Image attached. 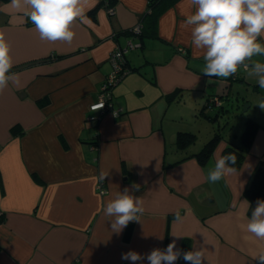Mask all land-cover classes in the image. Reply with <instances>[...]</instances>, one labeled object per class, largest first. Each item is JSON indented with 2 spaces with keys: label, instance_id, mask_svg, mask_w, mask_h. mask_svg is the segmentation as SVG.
<instances>
[{
  "label": "crops",
  "instance_id": "obj_1",
  "mask_svg": "<svg viewBox=\"0 0 264 264\" xmlns=\"http://www.w3.org/2000/svg\"><path fill=\"white\" fill-rule=\"evenodd\" d=\"M110 1L87 0L66 43L42 41L23 9L0 0V31L11 46L10 73L17 81L0 92V264H133L122 254L146 256L173 240L174 251H181L174 264H191L182 255L186 240L187 251H205L202 264H258L264 240L246 231L251 216L244 190L264 161V89L258 75H249L264 56L247 60L249 69L239 68L238 75L209 77L203 50L192 44V26L183 23L196 10L190 0L167 8L157 36L143 37L125 30L140 22L148 0ZM129 38L128 72L112 93L122 113L90 111L112 69V51ZM258 42L264 44V33ZM214 96L220 103L243 97L259 126L236 173L210 183L208 172L227 142L217 143L204 163L189 155L217 127L198 114ZM91 113L100 117L89 119ZM202 118L208 125L200 135ZM180 131L194 132L195 141L181 148ZM125 188L144 207L140 221L130 222L128 239V225L114 233V217L103 211Z\"/></svg>",
  "mask_w": 264,
  "mask_h": 264
},
{
  "label": "clouds",
  "instance_id": "obj_2",
  "mask_svg": "<svg viewBox=\"0 0 264 264\" xmlns=\"http://www.w3.org/2000/svg\"><path fill=\"white\" fill-rule=\"evenodd\" d=\"M87 0H11L12 7L23 9L24 15L32 22L42 41H63L71 43L74 39L73 23L84 18V6ZM195 6L194 14H190L183 22L185 27L192 26L191 37L195 48L203 50L205 66L203 74L209 77L228 78L237 73L243 65L249 69L246 60L254 56H264V44L258 37L264 33V0H190ZM10 44L0 31V92L10 81H16V75L10 73L13 67ZM258 75V85L264 89V63L254 61L249 75ZM15 77V79H14ZM264 109V101L259 102ZM236 156L229 153L216 161L209 170L207 180L216 183L225 177L234 175ZM103 179V176L101 177ZM136 191L139 186H134ZM125 188L122 194L109 201L104 207V215L114 217L111 229L119 234L130 222L140 221L144 213L143 201L129 195ZM176 219L180 220L179 212ZM246 231L260 240H264V200H258ZM176 249V240L169 243L166 249H154L146 256L129 251L123 253L121 259L135 264L145 258L149 264H174L181 256ZM183 259L191 264H202L207 258L203 249L183 252ZM258 264H264V252L256 257Z\"/></svg>",
  "mask_w": 264,
  "mask_h": 264
},
{
  "label": "trees",
  "instance_id": "obj_3",
  "mask_svg": "<svg viewBox=\"0 0 264 264\" xmlns=\"http://www.w3.org/2000/svg\"><path fill=\"white\" fill-rule=\"evenodd\" d=\"M177 1L178 0H148V9L139 22L141 25L140 30L136 31L134 27H131L126 29L125 33L128 36L133 37L157 36V23L159 16ZM238 74L239 72H237V75ZM221 96L223 97V95ZM225 98L229 99V95L226 94ZM232 98L231 101L227 103L221 102L219 105L207 102V104H204L200 108L198 114H202L208 120L216 122L217 127L204 144L199 149L194 150V152L192 151L189 156L196 157L200 162L204 163L210 158L211 152L216 147L217 143L224 140L227 142V146L223 149V156H226L229 153L235 154L237 158L236 164L231 166L235 168L241 166L245 157V152L249 148L250 141L259 126V122L249 115L245 116L242 131L237 132L235 130L233 118L238 115H244L245 112L242 110L244 98H240L239 96ZM239 100L241 102H239ZM42 102L44 101H41V103ZM16 129L17 127H14L13 131ZM195 139L196 134L194 132L180 131L177 136V144L181 148H186L189 144H192ZM244 195L249 201L248 214L251 216V212L254 210L256 202L258 200H264V161H260L255 168L250 183L244 190ZM131 232L132 224L129 223L125 230V238L128 239ZM188 243V240L184 241L182 247L183 252L187 251Z\"/></svg>",
  "mask_w": 264,
  "mask_h": 264
},
{
  "label": "built area",
  "instance_id": "obj_4",
  "mask_svg": "<svg viewBox=\"0 0 264 264\" xmlns=\"http://www.w3.org/2000/svg\"><path fill=\"white\" fill-rule=\"evenodd\" d=\"M107 5L111 4L110 0H103ZM114 9L110 7V12L113 13ZM140 23H138L136 26H134L136 31L140 30ZM133 40L129 38L127 40L126 47L117 45L114 50L111 53V62H112V69L107 74L106 78L104 79L98 98L96 101L92 102L89 106L90 111L99 110L100 114L111 111L114 116H119L122 113V109L120 108H114L113 107V101H112V93L115 86L124 78L126 73L128 72V65L126 62V51L130 46H133ZM181 51L185 52L184 48H180ZM246 64L249 65V61H245ZM243 67V65L239 66V68ZM238 68V70H239ZM238 72V71H237ZM237 74V73H236ZM212 102L215 105L220 104V99L218 96H214L212 98ZM100 117L99 114H93L91 113L88 118L89 119H98ZM97 145H91L92 149H96ZM98 190L101 193L106 192V187L104 186V183L101 181L98 186ZM3 214V212L0 210V216Z\"/></svg>",
  "mask_w": 264,
  "mask_h": 264
},
{
  "label": "rangeland",
  "instance_id": "obj_5",
  "mask_svg": "<svg viewBox=\"0 0 264 264\" xmlns=\"http://www.w3.org/2000/svg\"><path fill=\"white\" fill-rule=\"evenodd\" d=\"M244 91V90H243ZM242 95H246L247 97H251V95H252V93L249 91H247L246 92V90H245V92L242 94ZM247 102H249V101H244V103H243V105H242V110L244 109V106H246V104H247ZM245 104V105H244ZM251 111H253V107H247L246 108V110H244V112H247V114L249 115L250 114V112ZM187 114L188 115H190V113L189 112H187ZM247 115V116H248ZM246 115H238V116H235L234 118H233V121H234V124H235V130L237 131V132H240V131H242V129H243V127H244V117H245ZM201 125H197V127H200L201 128V134L200 135H203V133H204V131L206 130V127H207V125H208V121H207V119H205V118H202L201 119ZM197 124H200L199 123V121H197ZM206 126V127H205ZM191 127V126H190ZM205 134H204V136H203V138H202V141L205 139ZM200 146V144H198L196 147H199Z\"/></svg>",
  "mask_w": 264,
  "mask_h": 264
},
{
  "label": "water",
  "instance_id": "obj_6",
  "mask_svg": "<svg viewBox=\"0 0 264 264\" xmlns=\"http://www.w3.org/2000/svg\"><path fill=\"white\" fill-rule=\"evenodd\" d=\"M249 105H250V102H247V104H246V106H244V109L243 110H246V108L249 107Z\"/></svg>",
  "mask_w": 264,
  "mask_h": 264
}]
</instances>
